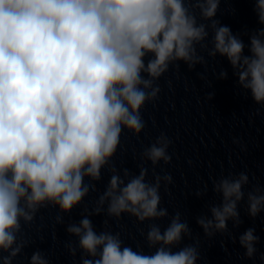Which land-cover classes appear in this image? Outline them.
I'll use <instances>...</instances> for the list:
<instances>
[{"label":"clouds","instance_id":"1","mask_svg":"<svg viewBox=\"0 0 264 264\" xmlns=\"http://www.w3.org/2000/svg\"><path fill=\"white\" fill-rule=\"evenodd\" d=\"M220 3L0 0V264H13L28 245L24 225L41 209L57 208L56 221L63 223L64 214L96 191L103 171L110 179L94 207H84L79 222L66 227L76 240L65 247L73 257L79 251V264H198V241L183 244L192 236L187 220L161 207V185L167 192L173 182L155 171L171 162L167 135L140 153L138 174L113 160L125 131L139 137L144 130L142 112L158 98L157 81L181 62L193 69L207 58H226L239 86L264 106V27L245 44L215 18ZM254 11L264 25V0H254ZM249 183L246 172L212 180L220 202L210 206V217L196 220L205 236L228 233L229 221L239 227L241 202L252 218L264 212V187L245 192ZM101 213L106 218L97 231L90 217ZM125 215L149 222L141 235L150 254L140 245L134 251L111 230L110 221ZM165 218L162 229L155 221ZM259 239L254 228L239 236L246 258H254ZM30 264L49 260L35 251Z\"/></svg>","mask_w":264,"mask_h":264}]
</instances>
